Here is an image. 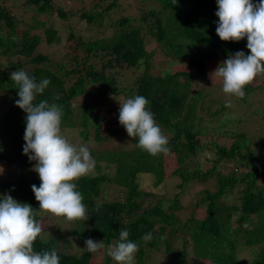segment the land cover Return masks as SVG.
Wrapping results in <instances>:
<instances>
[{
	"label": "trees",
	"instance_id": "16d2710c",
	"mask_svg": "<svg viewBox=\"0 0 264 264\" xmlns=\"http://www.w3.org/2000/svg\"><path fill=\"white\" fill-rule=\"evenodd\" d=\"M101 1L108 0H92L94 12H82L81 17L88 24L102 20L103 14L109 15L114 8H119L117 2L120 0H113L101 13ZM146 1L156 7L146 9L142 0L139 4L140 14L136 18L122 17L117 22L119 28L109 38L89 42L71 29L69 40L71 37L77 40L72 49L64 48L68 64L57 63L39 50L43 38L34 30L42 25L36 23L23 29L18 23L22 20L9 8L0 5V71H9V88L2 87L3 92L0 89V164L4 161L18 167L16 180H3L0 175V197L10 194L18 202L32 206L37 222L41 218L40 205L32 191V185L39 187L41 181L38 173L32 169V164L36 162L30 161L23 152L26 113L16 106L18 86L11 80V73L24 70L37 82L44 78L50 80L45 92L37 95L35 103L48 100L62 106L61 129L75 126L73 117L78 109L75 102L89 94V81L102 82L108 96L105 107H109L104 114L96 116L93 112L96 103L89 99L79 106L83 118L92 114L97 118L95 140L100 142L120 135L122 129L116 127L115 118L112 117L119 116L121 103L115 101V96L127 93V88L122 87L114 76L103 75L105 69L109 72L116 68L138 70L143 60V72L128 88L129 93L124 98L142 95L148 99V109L168 138L170 151L152 156L135 146L128 151L102 152L97 159H109L115 163V175L84 176L75 182L76 190L83 196L87 219L69 222L72 229L64 238L59 235L57 238L43 239L40 235L34 242V251L55 250L60 264H89L93 253L80 250L81 254H65L58 250V242L66 243L71 238H94L105 242L106 260L103 264H111L113 259L107 255V246L118 241L119 231L126 229L129 240L138 245L135 264H146L151 254L158 251L157 246L165 249L159 254L166 253L171 260L178 262L185 261L192 252L202 264H240L238 252L241 237L246 247L257 249L251 264H264V190L258 186L260 179L264 181V150L259 154L253 149L250 136L228 126L227 137L234 139L230 146L219 144L216 140L212 141V147L202 144V137L199 139V136L205 135L208 127L199 126L198 120L202 116L199 109L205 105L203 97L207 92L192 89L196 76L211 81L206 86L209 90L213 88L211 84H217L209 80L206 73L208 60L218 57L227 59L240 51L249 55L247 38L240 42H225L217 36V0ZM258 2L253 0L254 4ZM29 3L40 14L57 11L59 18L64 20L71 16L54 0H30ZM43 29L47 45L60 41L56 29L48 26ZM29 30L35 34L27 35ZM144 32L149 37H145ZM151 42L157 46L149 50L147 47ZM74 48L84 51L85 57H70ZM157 53L167 58L169 67L160 75H152L150 69ZM91 55L99 59L101 56L104 62L101 73L93 67L86 68ZM181 60L189 62L183 63ZM31 64L37 67L28 72L26 68ZM185 65L187 69L183 71L173 69ZM71 77L75 81L68 85L67 79ZM250 86L245 88L246 94L252 91ZM56 96H59V100L54 99ZM220 103L215 104V110L213 107L206 110L208 115L212 117L217 116L214 113L223 112V117L229 107H224V102L223 108H218ZM81 135L88 139L86 129L81 131ZM135 143L137 145V139ZM254 145L261 149L264 143ZM208 152L212 155L206 159L203 155ZM201 157L212 166L202 169ZM226 161L235 162L247 171L243 176H238L232 170L225 172L226 169L221 167ZM168 162L174 165L171 174L181 179L178 187L194 181L205 184L197 194L191 216L185 222L177 214L182 208L178 198L159 197L141 190L138 184L139 176L144 173L154 175L155 184L164 182ZM212 182L213 191L208 189ZM110 183H117L122 188L123 199L105 197L106 185ZM235 191L239 192L238 197ZM233 195L235 200L229 201L228 198ZM147 233H151L152 238L144 241L143 236ZM175 242L179 245L175 246Z\"/></svg>",
	"mask_w": 264,
	"mask_h": 264
},
{
	"label": "clouds",
	"instance_id": "9594fccd",
	"mask_svg": "<svg viewBox=\"0 0 264 264\" xmlns=\"http://www.w3.org/2000/svg\"><path fill=\"white\" fill-rule=\"evenodd\" d=\"M217 5V36L225 42L247 38L250 54L240 51L230 55L210 77L222 82L224 94L243 99L245 88L264 75V0L255 4L253 0H217ZM11 80L18 86L16 106L26 113L23 152L36 162L33 171L41 183L39 187L32 185V191L40 211L67 222L87 219L83 196L75 182L95 169L89 148L76 146L62 135V106L48 100L35 103L37 95L49 86V79L37 82L24 70H18L11 73ZM54 99L59 100V96ZM148 104L142 95L126 99L120 103L119 123L129 137L137 139L139 149L156 156L170 151L169 141ZM225 106L230 107V102ZM42 231L31 205L18 202L10 194L0 197V264H60L55 250L34 251V242ZM151 238V233L143 236L144 241ZM105 247L104 241L89 238L82 250L98 253ZM137 251L138 245L129 240L126 229L119 231L118 241L107 246V255L117 264H135Z\"/></svg>",
	"mask_w": 264,
	"mask_h": 264
},
{
	"label": "rangeland",
	"instance_id": "374dc122",
	"mask_svg": "<svg viewBox=\"0 0 264 264\" xmlns=\"http://www.w3.org/2000/svg\"><path fill=\"white\" fill-rule=\"evenodd\" d=\"M30 0H0V5L9 8L13 14L21 19L19 21V26L23 29H26L29 25H35L39 23L42 25L38 29L34 30L38 32L39 35L43 38V45L39 47L43 53L49 55L54 61L57 63H67L65 60V50L72 49L75 46L76 38L71 37L69 40L71 29L83 39L87 41H95L98 39L109 38L111 35L116 32L118 27V21L122 17H134L136 18L140 14L139 4L142 0H120L117 2L119 8H114L113 11L109 14H103L102 20H97L93 23L87 22L86 19L81 17L83 11H92L91 1L92 0H54L57 6L63 7L65 10L70 12L71 16L66 18V20L59 18V14L57 11L54 13H46L40 14L34 10L33 4L29 3ZM145 1L146 9H153L156 5ZM113 0L101 1L99 8V12H103V9L106 8L109 4H111ZM31 19L26 23L27 19ZM117 23V24H116ZM44 26L52 27L56 29L58 32V37L60 41H56L53 44H46V36L44 33ZM30 31V32H29ZM27 31V35L35 34L33 31ZM145 37H149L146 32H144ZM30 37V36H29ZM154 39V38H151ZM157 45L154 42L148 45V49L151 50L155 48ZM75 51L71 50L70 57L75 58H84L85 52L81 51L79 48H74ZM101 55V54H100ZM74 58V59H75ZM105 60V59H103ZM226 59L216 58L210 59L206 63V73H208L209 80H212L210 74L213 73L223 61ZM183 63H188V60H181ZM104 62L101 59L91 55L90 59L87 61L86 68L89 69L93 67L97 72L101 73ZM37 66L31 64L30 67L26 68L28 72L34 70ZM138 70L129 69H114L112 71H108L105 69V73L103 75L114 76L119 84L127 88V93H129L128 88L133 85L136 79L142 74L144 69V61H141V64ZM169 67V63L167 62V58L157 53L153 59V66L150 69V73L152 75H160L165 69ZM175 71H183L187 69V66H175L173 68ZM13 71V70H10ZM9 71L1 72L0 71V89L3 92V88H9ZM108 73V74H107ZM85 75V74H83ZM68 85L73 84L75 81L74 77L68 78ZM217 84H211L213 86L212 89H208V86L205 79H202L199 76L195 77V81L193 83L194 90L205 91L207 92L206 96L203 97V108L199 109L200 115H202L199 120V126L208 127L207 133L202 137V144H207L208 147H212V141H217L219 144H224L226 146H230L234 139L231 137H227V128L234 129L237 131L245 132L248 136L251 137L252 143H264V75L258 76L256 80L251 84L250 89L251 92H248L243 99H239L236 97H229L222 91V82L219 79H214ZM3 87V88H2ZM89 94L84 96L83 100L75 102V105H78L77 111L74 112V122L75 126L72 128L61 129L62 135L68 139L69 142L73 143L76 146L84 145L87 146L90 150L92 157L94 158L96 164L95 169L92 173L87 176H98V175H106L108 177H113L116 173L115 163L107 160H98L97 157L101 155L102 152L106 151H128L135 148L136 143L135 139L129 137L126 129L120 125L119 116H113L115 118V125L118 128H121V133L117 137H111L105 141H97L95 140V126L97 125L96 116L103 115L104 111H106L109 107H105L107 105L108 96L105 94V86L102 82L93 83L89 81L88 83ZM217 89V90H216ZM1 92V93H2ZM126 93V92H125ZM122 93L116 97L115 101L124 102L127 95ZM246 93V92H245ZM89 99L90 102L96 103L93 106L94 114L88 116L87 118H83L82 112L79 109V106L84 104L85 100ZM230 102L231 106L227 109L226 114L222 117L220 113L217 116H210L206 110H215L216 103H220L218 108H223L224 102ZM210 107V108H209ZM225 107V105H224ZM255 109L258 111L256 112ZM2 112V110H1ZM92 112V113H93ZM219 114V115H218ZM1 115V114H0ZM109 115V114H108ZM119 115V114H118ZM228 126V127H227ZM227 127V128H226ZM86 129L88 131V139H85L83 135H81V131ZM239 133V132H237ZM263 139V140H262ZM2 137H0V141ZM262 140V141H261ZM253 144V149H255L259 154L264 150V145L261 149L256 147ZM263 153V152H262ZM211 152L205 153L203 156L208 159L211 158ZM174 158V157H173ZM169 159V158H168ZM200 167L206 170L208 167L212 166L211 163L205 162L204 159H200ZM222 169H226L225 172L233 171L238 176H243V173L247 171V169L240 168L235 162L226 161L223 162ZM35 163L32 164V169L34 168ZM97 166H100L98 169ZM174 170V165L170 162L166 165V174L165 181L159 184H155V177L152 174H142L139 176L138 184L141 190L151 192L159 197L173 199L178 198L180 204L182 206L181 209L178 210L177 214L181 221L185 222L192 214L193 208L196 204L197 194L201 191L205 184H202L200 181L189 182L182 187H178L181 184V179L179 177L173 176L171 173ZM0 175L3 180H16L18 178V167L16 164H10L8 162L2 161L0 164ZM261 182L258 183V186L264 190V181L260 179ZM210 190H214V182H212L209 186ZM122 188L117 183H110L106 185L105 189V197H108L112 200L123 199L124 193L121 192ZM238 191H235V195L238 197ZM229 201L235 200V196H230L228 198ZM41 218L38 223L42 226L41 237L43 239H48L49 237H58L61 235V238L68 234V231L72 229V225L66 221L63 217H55L49 213H45L40 211ZM255 218V217H254ZM256 220V219H255ZM89 239V238H87ZM97 241L94 238H91ZM86 240V239H85ZM85 240L74 239L71 238L68 242L64 243L59 240L58 250L65 254H81L83 248H85ZM241 248H239L238 257L240 260V264H251L252 259L254 258V254L257 249L254 247H246L244 245L243 237L240 238ZM175 246L179 244L177 242L174 243ZM158 251H154L151 254V258L146 262V264H202V261L198 258H195L193 253L191 252L188 258L183 262H178L175 260H171L168 255L165 253L164 255L159 254L158 252H164L163 246H157ZM240 247V246H239ZM81 250V251H80ZM106 260L105 250H101L98 253H93L90 258L89 264H103ZM111 264H117L114 260Z\"/></svg>",
	"mask_w": 264,
	"mask_h": 264
}]
</instances>
